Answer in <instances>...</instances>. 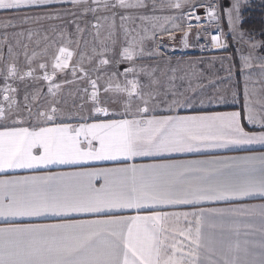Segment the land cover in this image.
I'll return each instance as SVG.
<instances>
[{"label": "snow or ice", "instance_id": "snow-or-ice-1", "mask_svg": "<svg viewBox=\"0 0 264 264\" xmlns=\"http://www.w3.org/2000/svg\"><path fill=\"white\" fill-rule=\"evenodd\" d=\"M49 2L0 0V10H17ZM71 3L74 6L87 5L88 0H71ZM92 3L99 6L101 0H92ZM103 3L107 6L108 0H103ZM170 6L179 9L182 5L180 0H176ZM113 7L128 9L146 5L145 0H116ZM96 10L95 7L84 8L85 12L94 13ZM233 10L237 11L235 21H239V0H234L232 8L226 10L230 29L234 25ZM208 16L215 18L214 10L209 11ZM139 18L143 21L159 19ZM121 19L134 17L122 16ZM124 30L126 34L129 31L127 28ZM147 32L145 28L143 36L128 39L127 46L122 47L119 62L127 61L133 66L125 68L120 75L127 78L129 74L144 73L152 77L145 67L135 64L137 58L156 54L155 50L145 48L146 40L155 39V33L148 36ZM169 36L174 38L171 34ZM187 36L188 32H184L185 41ZM212 45L215 48L226 46L218 35L212 36ZM258 46L252 45L254 48ZM72 57L73 52L67 47H59L51 65L53 75L57 70L67 69ZM241 60L243 67H251L250 57L241 56ZM99 63L107 65L110 61L101 59ZM39 67L46 69L47 65L41 63ZM261 67L264 68V64ZM15 75V67L10 66L4 79L7 81ZM53 75L45 71L42 78L51 82ZM24 76L31 77L32 71L25 72ZM89 83L93 88L90 97L93 111L108 115V108L95 106L98 103L97 82L90 80ZM150 83L157 85L158 81L151 79ZM53 87L59 88V85L48 89L55 95ZM140 87L138 79H126L123 86L110 81L104 89L105 93L126 97L121 115L132 116L131 119H111L75 127L56 124L38 129L4 127L0 130V172L46 169L50 165L124 162L118 167L0 179V218L9 221L50 216L62 221L0 226V264H264V227L260 228L261 240L244 241L243 244L236 241L226 245L211 231L223 227L213 222L211 217L214 215L254 216L264 224V204L210 209L198 207L203 202H226L257 195L264 198V153L165 160L150 164L127 163L137 157L193 153L203 148L264 146V118L249 106L247 88L243 116L238 111L156 116L149 115L153 94L142 93ZM3 91L8 107H0V120L7 119L16 103L8 95L15 89L5 84ZM171 94L173 98L167 101L165 111L174 113L177 109L194 106V101L182 93L172 90ZM134 100L139 104L136 112L132 113ZM200 104L203 106L205 101L201 100ZM56 111L52 107L51 114L41 111L39 116L51 122ZM242 118L262 130L245 131L241 125ZM34 149H38V153ZM96 181L102 183L97 187ZM176 206H191L193 210H164ZM125 211L135 214H119ZM72 214H93L101 218L78 220L69 218ZM169 221H174L175 227ZM177 236L183 240L176 241ZM257 248L258 252L252 250Z\"/></svg>", "mask_w": 264, "mask_h": 264}, {"label": "crops", "instance_id": "crops-1", "mask_svg": "<svg viewBox=\"0 0 264 264\" xmlns=\"http://www.w3.org/2000/svg\"><path fill=\"white\" fill-rule=\"evenodd\" d=\"M111 1L116 3V0ZM175 2L176 0H145V5L150 9V14L147 17L159 18L158 20H148L145 22H156L157 28L166 30L165 33H161L155 39L145 41V44L150 45L151 51L155 50L156 52L155 55L145 58V63L144 65L142 64L147 72L152 73V77L150 78L144 73L138 74L142 90L145 86H148L150 87L151 93L163 92L166 95V99L164 100H150L149 115L188 116L203 113L238 111L243 116L245 104L243 94L245 93V89L258 86L264 87L263 79H261L264 68H260L256 63L258 61L264 62V42L242 29V23L249 17L254 19L256 23H262L264 25V0H239V21H235L237 11L233 10L231 13L234 20L232 29L229 26V17L226 10L232 8L234 0H187V2L180 0L182 6L179 9L170 6ZM69 3L70 0H50L49 3L39 6L25 7L17 10H0V16L36 11L43 8L66 6ZM213 6H216V8L214 9ZM213 10L215 18H210L208 12ZM169 17L172 19H166ZM207 23H210V29L220 27L223 30L229 44L227 52L223 54H211L199 53L197 50L194 51L195 46H200L199 39L202 37L200 27L202 24ZM189 25H191V28L188 27ZM184 32H188L186 41L184 39ZM169 34L174 38H170ZM185 43L187 46H185ZM253 44H258L259 46L254 48L252 47ZM241 56L250 57L249 62L251 67H243ZM229 59L232 63L228 61ZM151 79H156L158 84L152 85L150 83ZM215 82L220 83L221 90L216 91L213 88ZM172 90H175L177 94L182 93L183 96L191 98L194 101V106L192 108L185 107L177 109L174 113L165 111L167 101L173 98L171 94ZM225 91L227 92L225 93ZM201 100L205 101L203 106L200 104ZM248 101L251 109L262 118L259 110H264V100L256 98ZM138 104L139 101H133L132 113L136 112ZM95 106L108 108L109 114L95 113L93 111L94 104L90 102L75 104L73 107L75 115L68 117L55 116L51 122H46L44 117L37 114H22L20 110V115L8 114L7 119L0 120V130H3L4 127L38 129L39 127H52L56 124H69L75 127L84 123L91 124L111 119L132 118V116L125 117L121 115L124 112L123 100L115 102L110 100L101 102ZM153 108H155V111H151ZM113 113L117 114L114 115ZM13 121H18V123L14 124ZM241 125L245 131L249 132L262 130L256 125H250L243 118L241 119ZM33 151L38 153V149H34ZM260 153H264V146L259 144L228 146L227 148H203L199 152L177 153L162 157H137L127 163L150 164L165 160H196ZM123 163V161H104L79 165H50L46 169H8L0 172V179L42 175L48 172H73L91 168L118 167L122 166ZM95 183L98 187L102 181H96ZM259 204H264V198L257 195L226 202H203L198 207L210 209ZM164 210L167 212H185L192 211L193 209L191 206H176ZM119 214L134 215L135 213L125 211ZM69 218L88 220L101 217L93 214H72ZM211 219L217 225H223L222 228L217 227L211 231L217 240L222 239L226 245L236 241L241 242V244L244 241H259L262 238L260 228L264 227V224L261 223L259 217L226 214L223 216L214 215ZM59 222H62L61 218L50 216L41 218H14L9 221L0 218V226H5L6 223L54 224ZM169 224L175 227L174 221H169ZM181 240H183V237H176V241ZM185 243L187 242L185 241ZM249 248L251 249V244H249ZM252 250L259 251L258 248Z\"/></svg>", "mask_w": 264, "mask_h": 264}, {"label": "rangeland", "instance_id": "rangeland-1", "mask_svg": "<svg viewBox=\"0 0 264 264\" xmlns=\"http://www.w3.org/2000/svg\"><path fill=\"white\" fill-rule=\"evenodd\" d=\"M114 4V1L108 0L105 6L101 0L100 5L97 6L92 0H88L87 5L74 6L70 0L66 6L0 16V107L5 109L8 107L4 100L5 84L16 90L8 93L16 101L9 113L11 115H20V110L22 114L28 115H39L41 111L51 114L52 107L57 109L55 116L75 115L73 110L75 104L85 102L93 104L90 99L93 92L90 80L97 82L96 105L110 100H125L126 97L123 95L117 96L104 91L110 81L113 84L119 82L123 86L124 76L120 73H123L125 68L133 66L127 61L119 62L122 47L127 46L128 39L143 36L145 28L148 29V36L155 33V37L165 33L166 30L153 27V24L157 26L156 22H145L139 18L150 14L149 7L123 9L113 7ZM85 7H95L97 10L94 13L85 12ZM122 16H130L134 19L122 20ZM125 28L129 30L127 34ZM200 31H202V37L199 39L201 47L195 46L194 51L208 53L204 51L203 46L207 41L210 23L202 24ZM61 46L72 51L73 57L69 60L67 69L57 70L53 75L51 65L54 55ZM145 48L151 51L149 44H145ZM148 57L137 58L135 64L144 65L145 58ZM101 59H108L110 63L101 65L99 63ZM228 61L232 63L230 59ZM41 63L47 65L46 69L39 67ZM256 63L260 68L264 64L263 61ZM10 66L15 67L16 75L5 81L4 77ZM29 70L32 71V76H24ZM45 71L53 75L51 82L42 78ZM260 73L262 74L261 71ZM132 77L139 80L137 74H132ZM261 79L264 83V72ZM53 85H59V88L53 87L55 95L48 91ZM213 88L216 91L221 90L220 83L215 82ZM140 90L142 93L151 91L148 86L143 90L140 87ZM247 91L248 100L256 98L264 100V87H251L247 88ZM152 94L154 100L166 99L163 92H152ZM243 97L245 102V93ZM259 112L264 118V110Z\"/></svg>", "mask_w": 264, "mask_h": 264}, {"label": "built area", "instance_id": "built-area-1", "mask_svg": "<svg viewBox=\"0 0 264 264\" xmlns=\"http://www.w3.org/2000/svg\"><path fill=\"white\" fill-rule=\"evenodd\" d=\"M213 8L215 9L216 6H213ZM213 35L220 36L222 43L226 46L221 47V48L213 47V45H212V36ZM203 49H204V51H207L208 53H211V54H223V53L228 51V49H229L228 40H227V37L224 34L223 30L220 27H213L210 29V31L208 32V35H207V41H206L205 45L203 46ZM126 79H133L132 74H129L127 76V78L124 76V82L126 81Z\"/></svg>", "mask_w": 264, "mask_h": 264}, {"label": "trees", "instance_id": "trees-1", "mask_svg": "<svg viewBox=\"0 0 264 264\" xmlns=\"http://www.w3.org/2000/svg\"><path fill=\"white\" fill-rule=\"evenodd\" d=\"M264 25L262 23H256L254 19L246 18L242 23V29L248 31L250 35L254 36L257 39H260L264 42Z\"/></svg>", "mask_w": 264, "mask_h": 264}]
</instances>
